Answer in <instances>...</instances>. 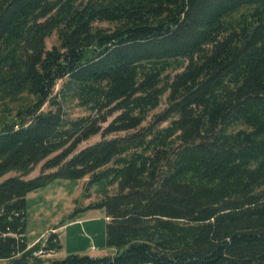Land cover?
Instances as JSON below:
<instances>
[{
    "label": "trees",
    "instance_id": "trees-1",
    "mask_svg": "<svg viewBox=\"0 0 264 264\" xmlns=\"http://www.w3.org/2000/svg\"><path fill=\"white\" fill-rule=\"evenodd\" d=\"M0 105L4 264H264V0H0ZM85 177L115 255L34 257L26 196Z\"/></svg>",
    "mask_w": 264,
    "mask_h": 264
},
{
    "label": "rangeland",
    "instance_id": "rangeland-1",
    "mask_svg": "<svg viewBox=\"0 0 264 264\" xmlns=\"http://www.w3.org/2000/svg\"><path fill=\"white\" fill-rule=\"evenodd\" d=\"M102 26H105V24H102ZM55 43V36H51L46 40L47 48H50ZM2 107L3 106L0 105V111L3 109ZM164 107L165 99L163 98L158 108L152 113H156ZM84 114L85 111L81 108L71 106L69 109V115L73 118ZM99 140V135L94 136L81 143L78 149H82ZM39 171L40 165H38L27 177L36 176ZM12 175H15V173H9L6 177ZM86 182L87 177L80 180L56 179L46 186L31 192L25 201V212L28 225L26 234L28 242H31L35 236L45 231L37 242L42 241L47 231L50 228L60 226L59 224H61L63 222L62 220L66 217L62 216L66 215V213L73 212L74 207L81 205L84 198H89L90 203H92L98 200L105 192L109 194L115 190L113 186H107L105 181H100L91 185H86ZM78 245H81L80 241L74 244L72 248L78 247ZM57 254L58 251L55 256L46 258H55Z\"/></svg>",
    "mask_w": 264,
    "mask_h": 264
},
{
    "label": "crops",
    "instance_id": "crops-1",
    "mask_svg": "<svg viewBox=\"0 0 264 264\" xmlns=\"http://www.w3.org/2000/svg\"><path fill=\"white\" fill-rule=\"evenodd\" d=\"M30 194L31 193H29L26 198ZM89 204V198H84L81 205L74 207L73 212L66 213V215L62 216H66L65 219H63L65 220L63 225L50 228L47 231V233H56L61 245V249L58 251L55 258H63L68 254H85L93 257L115 255L116 251L105 245V225L108 218L101 209L87 210L86 206ZM27 226L26 220L25 241L27 246L31 247L39 240L45 231H42L38 236H35L31 242H28L26 234ZM79 241L81 245L72 248V246ZM0 264H4V261L0 260Z\"/></svg>",
    "mask_w": 264,
    "mask_h": 264
},
{
    "label": "built area",
    "instance_id": "built-area-1",
    "mask_svg": "<svg viewBox=\"0 0 264 264\" xmlns=\"http://www.w3.org/2000/svg\"><path fill=\"white\" fill-rule=\"evenodd\" d=\"M47 236H48V233L44 236L43 240L41 241V247L33 252V256L34 257L46 258V257H52V256L56 255L57 250H55V249H45L44 248Z\"/></svg>",
    "mask_w": 264,
    "mask_h": 264
}]
</instances>
